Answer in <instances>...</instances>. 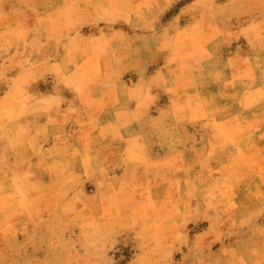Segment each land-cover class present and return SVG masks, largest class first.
<instances>
[{"label":"clouds","instance_id":"obj_1","mask_svg":"<svg viewBox=\"0 0 264 264\" xmlns=\"http://www.w3.org/2000/svg\"><path fill=\"white\" fill-rule=\"evenodd\" d=\"M0 264H264V0H0Z\"/></svg>","mask_w":264,"mask_h":264}]
</instances>
